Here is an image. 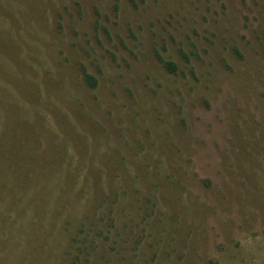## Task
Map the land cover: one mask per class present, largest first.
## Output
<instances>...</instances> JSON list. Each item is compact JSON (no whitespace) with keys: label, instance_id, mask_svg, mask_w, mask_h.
<instances>
[{"label":"rangeland","instance_id":"rangeland-1","mask_svg":"<svg viewBox=\"0 0 264 264\" xmlns=\"http://www.w3.org/2000/svg\"><path fill=\"white\" fill-rule=\"evenodd\" d=\"M0 169L7 264H264V0H0Z\"/></svg>","mask_w":264,"mask_h":264},{"label":"trees","instance_id":"trees-1","mask_svg":"<svg viewBox=\"0 0 264 264\" xmlns=\"http://www.w3.org/2000/svg\"><path fill=\"white\" fill-rule=\"evenodd\" d=\"M160 62L162 63L164 69L169 73V74H177L178 73V70H179V67L177 65L176 62L172 61V60H165V59H162L160 58ZM83 82L85 84V86L90 89V90H95L98 88L99 86V81L97 79V77L89 72H84V75H83ZM21 154H24V153H21ZM6 171V170H5ZM4 170L0 169V177L4 176L7 171L5 172ZM9 173V172H8ZM7 173V174H8ZM6 178V176L4 177ZM8 181V178L6 179ZM6 181V183H7ZM1 184L0 183V187H1ZM24 186H22L21 189H23ZM17 187H15V191L16 190H21ZM2 191L3 189L0 188V198L2 197ZM16 192H20V191H16ZM1 203H4L5 204V201L4 199H1ZM7 211V209H6ZM5 211V212H6ZM0 214H3V211L0 210ZM27 215H24L23 217H26ZM7 225V222L4 221L0 224V240L1 242L5 243L3 244L4 246L8 243V239H9V233L7 234L6 233V229L5 226ZM81 232V231H80ZM88 235L85 236V237H81L80 233L78 232V230L76 231V233H74L73 235L70 236V239L72 241V248H78L76 247L75 245H80V248H78V252L74 249L75 252H77L78 254L75 256V258L73 259L74 263L73 264H83L82 263V260H81V254L83 253L84 254V251L82 250L83 247H86V245H88L91 241L88 239ZM3 250V251H1ZM0 250V264H7L8 262V256H6V253H5V248L1 249ZM86 264V263H84Z\"/></svg>","mask_w":264,"mask_h":264}]
</instances>
